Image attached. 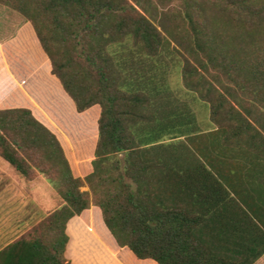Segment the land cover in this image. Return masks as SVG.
Masks as SVG:
<instances>
[{"label": "trees", "instance_id": "trees-1", "mask_svg": "<svg viewBox=\"0 0 264 264\" xmlns=\"http://www.w3.org/2000/svg\"><path fill=\"white\" fill-rule=\"evenodd\" d=\"M221 1L244 29L239 45L264 32V0ZM0 4L27 19L22 39L49 62L75 114L100 110L94 145L78 134L93 153L83 177L67 141L33 109L50 88L45 75L28 85L30 96L0 78V157L27 181L43 176L64 202L1 249L0 264H73L68 225L87 220L92 206L97 232L128 264H255L264 256V56L232 49L189 13L186 39L171 49L150 0ZM30 51L26 80L37 73ZM175 64L185 88L210 104L214 132L200 134L195 113L174 96Z\"/></svg>", "mask_w": 264, "mask_h": 264}, {"label": "rangeland", "instance_id": "rangeland-1", "mask_svg": "<svg viewBox=\"0 0 264 264\" xmlns=\"http://www.w3.org/2000/svg\"><path fill=\"white\" fill-rule=\"evenodd\" d=\"M147 1L143 0V2ZM150 3L151 7H153L152 14L154 21L169 41L171 49L180 48L181 43H183L182 41H185L187 31L190 30V25L186 19L187 13H189L197 23H205L212 33L219 35L229 42L232 49L233 47L239 48L241 45V47H246L248 57L251 59L264 56V32L257 35L253 41H245L247 42L246 46H244L243 42L239 45L236 37L241 36L244 33V29L241 28L238 22L232 19V17L235 18L234 16L237 15L234 13L236 11L225 7V3L221 0H150ZM26 24L27 19L19 12L11 7L0 4V78L5 77L12 80L15 83L13 87L20 89L30 96L28 85L40 73L45 75L46 80L49 81L50 88L48 91H42L39 99L33 98V109L44 122L52 126L67 141L72 151V158L77 171L84 177L91 170L93 153H87L88 155L84 153L83 150L86 148L79 144L78 140L80 139H78V134L84 130V137L82 139L84 146L90 148L94 145L95 124H98L100 110L95 108V113L91 115H85L88 112L80 115L75 114L74 107L72 108L70 101L63 95L58 83L55 80H51L54 77L51 75L49 62L47 63L42 55L38 57L37 50L32 47L33 44L30 41L22 39L27 38L25 33L21 34ZM24 43L27 44L25 49ZM29 48H31L29 53L36 54L37 57V62L31 63L35 70H37V73H32V77L26 80L24 79L22 70L26 69L27 72H30L28 68L30 67L29 63L25 59V55L28 54L26 51ZM20 56L24 57L27 67L21 63ZM208 77L213 79V75H208ZM229 84L232 85L231 83ZM169 86L174 96L186 103L195 113L200 134L208 135L214 132L217 126L212 124L210 120V104L202 100L198 93L185 88L180 64H175L170 70ZM71 114L75 115L73 120L72 117L71 119L68 118ZM89 118L91 120L90 123H86ZM76 119H79V121ZM83 134L81 135L83 136ZM206 140L205 143H207ZM6 163L0 157V171L5 177L6 185L10 184L9 189L3 192L4 196L2 198H8L5 194H8L10 197V195L13 196V193H16L15 203L10 208H16L18 218L17 236L24 233L19 237L21 238L22 236L29 235L42 220L60 208L64 202L60 198L56 188L43 176L36 173L33 180L27 181L13 167ZM81 190L88 192L89 187L85 186ZM86 219L83 218V222H71L70 233L76 240V245L83 246L93 243L81 230L91 229L97 231L102 228L99 213L95 207L92 206L87 212ZM26 224L27 228L24 229ZM13 238L7 241V244H11Z\"/></svg>", "mask_w": 264, "mask_h": 264}, {"label": "crops", "instance_id": "crops-1", "mask_svg": "<svg viewBox=\"0 0 264 264\" xmlns=\"http://www.w3.org/2000/svg\"><path fill=\"white\" fill-rule=\"evenodd\" d=\"M4 178L5 177L0 171V250L9 244H7V241H9L12 237L14 238L11 242L15 241L24 234L21 233L17 236V211L15 207L10 208L11 205L15 203L16 193H13V196L10 195V197L8 194H5L8 198H2L4 196L3 192L10 187V184H8V186L6 185L7 182ZM75 221L81 222L82 219L81 217H74L68 225V235L70 237V241L66 250V258L69 261L73 264H128L126 257L122 254L123 251L105 241L102 238V235L95 230H81L93 243L83 246L76 245V240L70 233L71 222ZM25 228H27V224L24 226V229ZM3 244L4 246H2ZM255 264H264V256L261 257Z\"/></svg>", "mask_w": 264, "mask_h": 264}]
</instances>
